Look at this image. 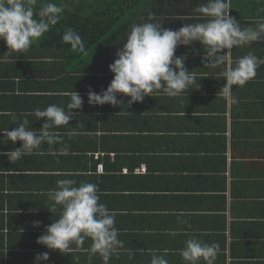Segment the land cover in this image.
I'll return each mask as SVG.
<instances>
[{"label": "crops", "instance_id": "crops-1", "mask_svg": "<svg viewBox=\"0 0 264 264\" xmlns=\"http://www.w3.org/2000/svg\"><path fill=\"white\" fill-rule=\"evenodd\" d=\"M184 1L181 16H151L173 30L203 22L193 9L205 0ZM230 3V16L242 27L264 17V0ZM250 51L264 59V40L234 48L233 64ZM4 53L0 131L26 118L39 133L45 121L31 113L52 104L66 108L72 91L84 103L68 126L55 130L61 144H43L14 164L0 156V264H33L49 251L36 241L58 219L59 212L46 206L60 179L97 184L99 203L115 212L123 247L108 264H150L153 253L169 264H185L179 252L193 236L219 244L214 264H264V64L245 86L233 87V104L220 90L225 66L203 68L199 44L179 46L175 55L187 57L185 67L195 80L187 94L170 98L156 90L130 107L122 95L119 106H90L89 90L100 93L114 78L109 69L81 71L62 68L61 57L53 62ZM65 145L67 155L59 153ZM12 149L11 142L0 145V152ZM141 166L146 170L137 172ZM90 245L85 240L64 254L49 252L47 264H104L99 255L89 259Z\"/></svg>", "mask_w": 264, "mask_h": 264}, {"label": "clouds", "instance_id": "clouds-1", "mask_svg": "<svg viewBox=\"0 0 264 264\" xmlns=\"http://www.w3.org/2000/svg\"><path fill=\"white\" fill-rule=\"evenodd\" d=\"M230 10V0H205L193 9L203 22L183 23L178 30L164 27L151 15L143 23L130 24L123 43L116 48V59L109 65L114 78L100 93L89 90L88 104L119 106L124 103L117 96L122 95L129 98L126 105L130 107L143 102L145 97H152L156 90H162L170 98L187 94L195 80L185 67L187 57L175 53L179 46L193 48L196 44L200 45L203 68L225 66L221 73L225 84L220 90L236 104L237 98L231 95L233 87H243L254 78L264 59L250 51L233 64L232 50L264 40V17L255 26L242 27L235 17L230 16ZM63 11L53 2L38 6V0H0V40L7 48L2 56L28 50L61 20ZM61 41L74 52H86L82 37L71 28L62 33ZM69 96L66 108L52 104L31 113L36 120L45 121L39 133L29 129L26 118L11 130L0 131L3 136L0 145L5 141L13 145L11 151L0 152V156H6L14 164L43 144H61L62 137L55 130L59 126H68L76 115L73 110L81 109L84 103L76 91ZM18 141L20 147H15ZM68 152L66 145L59 149L61 154L67 155ZM56 184L57 187L48 193L46 208L52 214L59 212L58 219L52 220L36 241L49 251L38 254L33 264H47L49 252L64 254L73 244L83 246L85 240H91L87 249L89 259L99 255L104 264H108L118 248L123 247V242L118 239L115 212L99 203L97 184L81 182L77 185L74 179H60ZM39 226L40 222L34 223V227ZM219 251L218 243L208 244L193 236L185 241L179 254L185 264H214ZM150 264H169V261L164 255L153 253Z\"/></svg>", "mask_w": 264, "mask_h": 264}, {"label": "trees", "instance_id": "trees-1", "mask_svg": "<svg viewBox=\"0 0 264 264\" xmlns=\"http://www.w3.org/2000/svg\"><path fill=\"white\" fill-rule=\"evenodd\" d=\"M53 2L63 8L62 18L48 33L37 40L22 56L38 58L61 57L62 68L84 71L88 68L108 70L116 59V48L123 43L129 25L147 21L149 15L156 17L167 13L176 17L183 14L184 0H38V6ZM151 12L155 14H151ZM71 28L80 34L86 52H74L62 43V33ZM0 40V52H6ZM67 66V67H66Z\"/></svg>", "mask_w": 264, "mask_h": 264}, {"label": "built area", "instance_id": "built-area-1", "mask_svg": "<svg viewBox=\"0 0 264 264\" xmlns=\"http://www.w3.org/2000/svg\"><path fill=\"white\" fill-rule=\"evenodd\" d=\"M146 170L145 166H141L139 169H137V172H144ZM98 171L102 172L103 171V165H99Z\"/></svg>", "mask_w": 264, "mask_h": 264}]
</instances>
